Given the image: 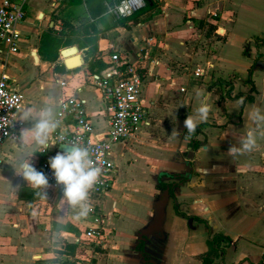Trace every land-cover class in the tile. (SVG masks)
Wrapping results in <instances>:
<instances>
[{"label": "crops", "instance_id": "1", "mask_svg": "<svg viewBox=\"0 0 264 264\" xmlns=\"http://www.w3.org/2000/svg\"><path fill=\"white\" fill-rule=\"evenodd\" d=\"M119 1L29 0L20 50L0 47V78L25 98L22 129L35 123L22 119L26 110L35 116L52 107L56 117L68 93L86 99L96 139L106 136L107 104L92 76L108 73L115 52L141 72L149 122L113 146L114 185L89 196L95 214L87 216L61 204L63 195L17 178L29 153L39 158L38 146L20 139L1 146L0 264H203L214 235L223 239L211 264H264V134L254 150L228 152L253 127L251 108L264 107V0H152L154 7L116 21L109 7ZM68 25L81 33L66 35ZM47 36L59 50L41 51ZM72 47L84 64L66 65L63 52ZM205 62L210 66L195 78L192 71ZM60 81H68L67 91ZM203 101L211 111L188 141L184 121ZM160 186L171 192L162 230L142 240ZM97 216L105 221V248L81 246L72 254L68 245L84 242Z\"/></svg>", "mask_w": 264, "mask_h": 264}, {"label": "built area", "instance_id": "2", "mask_svg": "<svg viewBox=\"0 0 264 264\" xmlns=\"http://www.w3.org/2000/svg\"><path fill=\"white\" fill-rule=\"evenodd\" d=\"M28 2L29 0H0V47H5L10 53L20 50V26L26 20ZM145 7V0H120L109 7V13L116 21H121ZM211 16L216 18L218 14L212 12ZM58 25L61 26L62 22L59 21ZM216 34L225 36L226 33L217 29ZM110 64L106 75L92 76L94 86L100 90L102 99L107 104L106 136L96 139V128L86 114V99L77 94L66 93L58 102L55 118L60 121L59 127L49 140L48 148L43 151L39 149V158L33 159L35 167L47 175L49 184L46 187L50 193L63 195V186L55 180L48 164L49 158L61 152V145H77L87 148L94 165L102 169L101 176L89 196H104L112 189L116 179L117 166L113 159V146L135 136L142 124H149L148 109L143 96L145 82L139 68L129 60L122 59L118 52L110 57ZM209 66V62L197 65L192 71L193 76L201 78ZM68 85V81L58 83L64 91H67ZM81 90L80 88L79 92ZM24 101L23 94L12 88L9 78L3 75L0 78V147L19 140L24 126L19 119V112ZM185 139L191 141L193 135H187ZM91 212L95 214L94 208H91ZM106 238L105 221L97 216L93 226L85 232L83 241L88 243L85 248L90 253L96 252L98 248L104 249ZM80 242L78 240L79 244Z\"/></svg>", "mask_w": 264, "mask_h": 264}, {"label": "clouds", "instance_id": "3", "mask_svg": "<svg viewBox=\"0 0 264 264\" xmlns=\"http://www.w3.org/2000/svg\"><path fill=\"white\" fill-rule=\"evenodd\" d=\"M210 111V105L207 101H203L194 114L187 115L184 121V127L187 130L186 138L187 135L195 133L200 123L207 121ZM30 118L34 119L35 123L31 128L22 129L19 139L24 145H36L41 151L46 150L49 140L59 127L60 121L55 118L52 107L41 109L35 116H33V110L28 109L24 112L22 119ZM248 119L253 127L240 137L239 146L230 145L228 149L230 155L254 150L257 146L258 137L264 134V128L261 127L264 125V107L254 105L248 113ZM33 158L34 155L29 153L28 157L19 163L18 174L34 188L47 186L49 179L44 172L37 170ZM48 164L57 183L63 186V198L60 203L63 204L67 201L73 208L79 206V215L87 216L91 211V205L88 203L89 193L102 173V169L94 165L88 149L71 145L66 147L64 151L57 152L55 156L50 157Z\"/></svg>", "mask_w": 264, "mask_h": 264}, {"label": "trees", "instance_id": "4", "mask_svg": "<svg viewBox=\"0 0 264 264\" xmlns=\"http://www.w3.org/2000/svg\"><path fill=\"white\" fill-rule=\"evenodd\" d=\"M146 2V6L148 5L150 8L154 7V5L152 4V0H145ZM68 29H71L73 33L75 34H80L81 31L78 32V30L80 29H76L74 27H71L70 25H68ZM89 29V27L85 28V33H87V30ZM66 46H74L75 45V42L74 41H69V42H66L65 44ZM60 42L53 38L52 36H47L45 39H43V43H42V47H43V50H41L42 52L45 51L44 47H46V51L48 50L49 53H51V51L53 49H56V50H59L60 48ZM262 46H264V41L262 42ZM50 56H46L48 59H53V60H56V58L58 57V54L53 56L51 54H49ZM251 82V81H250ZM252 84V82H251ZM253 88V87H252ZM160 190H165L166 187H163V186H160L159 187ZM223 237L220 236V235H214L211 242H210V246H211V250L203 257V264H211L212 261H213V257L214 255L219 251L220 249V245H221V241H222ZM81 243L82 241L80 242V244H70L68 245L69 249L71 250L72 254H76V251L78 248H81ZM84 251H81L80 253H82Z\"/></svg>", "mask_w": 264, "mask_h": 264}, {"label": "water", "instance_id": "5", "mask_svg": "<svg viewBox=\"0 0 264 264\" xmlns=\"http://www.w3.org/2000/svg\"><path fill=\"white\" fill-rule=\"evenodd\" d=\"M75 50L76 53L78 52V49L76 47H72L69 49L64 50L63 55L65 54V52H69ZM79 59V63L82 65L83 63V59L81 58V56L79 54H77L74 57L71 58H67L66 59V65L69 66V61L71 59ZM66 147H69L68 145H61L59 147V150L62 152L64 151V149ZM191 160L193 158H190ZM192 165H190V169H192ZM191 177V172L186 176V178H190ZM171 196V192L170 189L167 188L165 189L159 196V199L157 200V202L155 203V216H154V220L153 222L141 233V239L144 240L146 238H148L149 236H151V234H158L161 233L162 230V224L165 218V208H166V204L169 200Z\"/></svg>", "mask_w": 264, "mask_h": 264}, {"label": "bare ground", "instance_id": "6", "mask_svg": "<svg viewBox=\"0 0 264 264\" xmlns=\"http://www.w3.org/2000/svg\"><path fill=\"white\" fill-rule=\"evenodd\" d=\"M65 55V54H64ZM73 55H76V51L75 50H72V51H69V52H67L66 53V57L68 58V57H73ZM79 59H71L70 61H69V66H71V67H74V66H78L79 65Z\"/></svg>", "mask_w": 264, "mask_h": 264}, {"label": "rangeland", "instance_id": "7", "mask_svg": "<svg viewBox=\"0 0 264 264\" xmlns=\"http://www.w3.org/2000/svg\"><path fill=\"white\" fill-rule=\"evenodd\" d=\"M66 20H67V19H66ZM60 21H61V20H60ZM61 22L63 23V21H61ZM68 30H69V32L66 33V35H68V34L70 33V29H68ZM66 53H67V52H66ZM66 53H65V57H66ZM66 58H67V57H66ZM16 176H17V178H18L19 180H21V181L24 180L23 177H21L19 174H17ZM80 237H81V235H80ZM87 245H88L87 242H82V243H81V246L84 247V248L87 247ZM82 247H81V248H82Z\"/></svg>", "mask_w": 264, "mask_h": 264}]
</instances>
